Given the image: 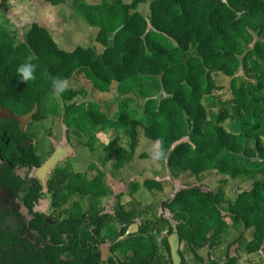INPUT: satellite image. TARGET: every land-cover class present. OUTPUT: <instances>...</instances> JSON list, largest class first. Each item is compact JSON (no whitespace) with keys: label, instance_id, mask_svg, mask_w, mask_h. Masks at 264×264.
I'll use <instances>...</instances> for the list:
<instances>
[{"label":"trees","instance_id":"obj_1","mask_svg":"<svg viewBox=\"0 0 264 264\" xmlns=\"http://www.w3.org/2000/svg\"><path fill=\"white\" fill-rule=\"evenodd\" d=\"M7 1L0 7L6 8ZM46 2L58 7L67 0ZM146 2L149 18L138 11ZM86 6L82 18L102 53L88 42L69 50L61 35L38 22L31 23L19 44L0 29V109L12 115L0 120V194L8 192L27 213L0 208V264H173V236L182 264H190L183 244L194 264H238L230 246L222 263L213 256L230 230L237 234L231 245L251 233L244 252H264V0H101ZM154 32L175 46L164 47ZM223 78L228 80L230 105L208 114L203 98L223 91L227 85L218 84ZM85 87L92 96L136 94L145 101L141 117L124 103L116 120L93 101L67 106L64 124L77 135L97 128L128 131L131 150L119 152L116 169L133 159L143 134L156 148L140 157L165 162L191 178L216 173L260 179L238 194L225 215L226 180L216 191L177 189L161 203L175 225L164 215L155 216L151 225L145 220L126 236L143 215L136 200L121 205L115 215L103 213L98 202L105 196L102 171L90 168L94 176L86 187L80 174L57 172L47 188L52 207L65 215L53 221L35 211L43 186L32 172L41 161L27 144L24 127L39 120L43 97L58 94L68 102L77 94L88 95ZM227 121L229 129L224 127ZM141 188L162 192L165 183L131 182L132 194ZM89 195L84 209L79 200ZM151 228H167L164 253ZM106 242L113 256L104 259L101 247ZM205 248L207 259L198 253Z\"/></svg>","mask_w":264,"mask_h":264},{"label":"rangeland","instance_id":"obj_2","mask_svg":"<svg viewBox=\"0 0 264 264\" xmlns=\"http://www.w3.org/2000/svg\"><path fill=\"white\" fill-rule=\"evenodd\" d=\"M2 1L4 0H0V3ZM100 1L67 0L64 4L53 7L46 0H8L6 8L0 7V29L12 34L16 43L19 44L25 40L31 23L38 22L47 26L54 33L61 35L64 39L63 42H66L65 46L69 50H73L80 46L81 42L93 43L94 33L87 28L82 16L85 7H87L86 2L94 5L100 3ZM123 1L125 3L132 2V0ZM138 11L149 18V2L140 4ZM154 34L156 41L164 47L175 46L174 41L165 35L157 32H154ZM241 44L246 49L245 43L242 42ZM92 46L98 53H102L104 50L99 44L93 43ZM227 83L228 80L225 78L218 82L219 85L225 86ZM85 88H87L88 95L77 94L74 99L68 102L62 100L58 94L43 97L37 108V113L40 115L39 120L32 123L30 128L24 127L28 138L27 144L36 149L41 161V167L32 172V175L37 177L43 186V196L35 206V211L50 216L53 221L57 217L62 218L65 215L64 213L61 214L60 210L56 211L52 207L51 194L47 188L50 178L57 172L80 174L83 177L82 184L85 186L86 182L94 176V172L90 168L97 167L102 171L105 177L102 179L101 186L105 191V196L98 199L102 212L115 215L121 205L125 207L132 200H136L135 202L139 204L140 210L143 212L142 217L133 225L136 227L135 231L130 234L136 233L145 220H150L151 225L155 216L164 215L175 225L176 223L172 220L170 213L162 210L161 203L169 200L177 189L196 186L205 191H216L220 181L224 179L227 182L226 203L221 206V209L227 213L228 205L237 198L238 194L250 190L253 182L260 179V177L248 180L232 179L216 173L201 176L199 179L191 178L185 172L169 168L165 162L140 157L142 153L152 152L156 148L151 145V142L143 134L133 159L121 169H116L115 162L119 152L121 150L127 152L131 150L128 131L120 130L116 133H110L109 129L102 131L101 128H97L87 134L77 135L73 129H68L64 124L67 106L75 103L80 107L85 102L93 101L104 105L108 117L116 120L119 118V106L124 103L128 104L130 111L137 112V115L141 117L145 101L136 94L121 96L116 93L112 96L102 94L92 96L90 95V89ZM231 98L227 85L223 91H214L211 95L205 96L202 104L208 114L219 113L223 107H229ZM10 118L8 113L0 109V120H9ZM229 124L230 122L227 121L224 123V127L229 129ZM154 154L155 157L156 151ZM146 179L164 182L165 190L162 192H149L141 188L137 193L132 194L131 182H142ZM77 200L79 199L76 198ZM79 201L84 209H88L90 195ZM150 207L153 209L152 211L148 210ZM0 208L14 209L25 216L27 214L21 203L11 198L8 192L0 194ZM128 232L130 231L128 230ZM150 232L155 237L160 250L164 253L161 242L167 234V228L159 230L151 228ZM250 234H247L244 242L239 241L235 245H231L236 240L237 234L233 230L226 232L224 245L222 249L213 253L214 258L219 263L225 261L226 250L230 246L229 251L232 256L238 257V264H264V252L252 255L244 252L243 248L250 238ZM109 246L110 242H106L101 247L104 259L113 256L110 254ZM181 250L184 251L188 263L194 264L193 256L191 252L185 250L184 244L181 245ZM206 250L207 248L199 252L207 257L209 252ZM142 257H145V255Z\"/></svg>","mask_w":264,"mask_h":264},{"label":"water","instance_id":"obj_3","mask_svg":"<svg viewBox=\"0 0 264 264\" xmlns=\"http://www.w3.org/2000/svg\"><path fill=\"white\" fill-rule=\"evenodd\" d=\"M10 115V117H12V115L10 113H8ZM136 227L133 226L129 229L130 232H128L126 234L129 235L131 232L135 231ZM125 236V237H126ZM170 247H171V253H172V259H173V264H182L181 258L179 256V243H178V239L176 236H173L170 238ZM206 249V248H205ZM208 250V249H207ZM206 250V251H207ZM200 254V252H198ZM203 253V252H202ZM202 255L205 259H207V257L204 254H200ZM111 256V255H110Z\"/></svg>","mask_w":264,"mask_h":264},{"label":"crops","instance_id":"obj_4","mask_svg":"<svg viewBox=\"0 0 264 264\" xmlns=\"http://www.w3.org/2000/svg\"><path fill=\"white\" fill-rule=\"evenodd\" d=\"M52 32H53V31H52ZM57 34H58V33H57ZM93 48H94V47H93ZM102 52H103V51H102ZM222 214H223V215H225V214H226V212H223ZM208 252H209V251H208ZM207 255H208V254H207Z\"/></svg>","mask_w":264,"mask_h":264}]
</instances>
